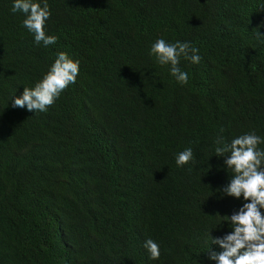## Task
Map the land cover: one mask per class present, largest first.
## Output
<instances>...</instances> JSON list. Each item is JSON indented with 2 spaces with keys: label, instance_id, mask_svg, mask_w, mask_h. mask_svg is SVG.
<instances>
[{
  "label": "trees",
  "instance_id": "1",
  "mask_svg": "<svg viewBox=\"0 0 264 264\" xmlns=\"http://www.w3.org/2000/svg\"><path fill=\"white\" fill-rule=\"evenodd\" d=\"M13 3L0 0V264H215L220 216L248 201L219 191L231 171L214 141L264 139V0H47V47ZM161 38L199 49L181 58L186 84L149 55ZM59 52L75 83L46 112L12 107Z\"/></svg>",
  "mask_w": 264,
  "mask_h": 264
},
{
  "label": "clouds",
  "instance_id": "2",
  "mask_svg": "<svg viewBox=\"0 0 264 264\" xmlns=\"http://www.w3.org/2000/svg\"><path fill=\"white\" fill-rule=\"evenodd\" d=\"M11 11L23 14L22 26L33 34L36 44L47 47L56 43L57 37L45 32V23L51 15L47 0H43V6L35 0H14ZM256 38H264V35L257 31ZM198 52L199 49L189 42L168 43L161 38L151 45L149 55L154 56L159 65L169 66L171 76L178 83L186 84L188 73L179 67L181 58L199 63ZM78 75L79 62L70 59L65 52H59L41 80L31 88L24 87L19 97L11 98L12 107L46 112L61 93L75 83ZM220 131L222 133L223 129ZM261 143L264 139L254 132L242 134L231 142H225L224 137L218 135L214 141L215 156L222 157L224 167L231 171L229 182L219 191L248 201L230 216H220L223 218L221 223L231 225L229 233L216 238L208 234L211 244L222 249L219 252L208 249V259L215 264H264V150L258 148ZM192 160L193 150L186 148L177 154L175 162L177 167H182ZM143 247L150 259H159L160 247L154 240L146 239ZM146 259L147 256L144 262Z\"/></svg>",
  "mask_w": 264,
  "mask_h": 264
}]
</instances>
